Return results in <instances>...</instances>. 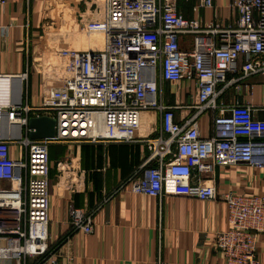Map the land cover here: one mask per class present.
Instances as JSON below:
<instances>
[{
  "label": "built area",
  "instance_id": "1",
  "mask_svg": "<svg viewBox=\"0 0 264 264\" xmlns=\"http://www.w3.org/2000/svg\"><path fill=\"white\" fill-rule=\"evenodd\" d=\"M226 7L230 22L218 17L216 0H103L102 20L83 26L87 37H100L83 51H59L64 69L53 73L57 86L40 104L28 101L27 73L0 74V259L57 263L49 233L50 148L113 142L149 151L120 189L160 201H222L229 229L217 233L215 247L225 264H261L264 197L219 195L202 183L217 167L264 169V120L249 105L224 102L231 90H252L248 81L264 78V0H228ZM167 84L172 95L194 85L191 102L167 106ZM178 110L193 115L180 124ZM143 111L161 114L159 136L139 135ZM209 111L217 113L214 132L203 138L195 121ZM42 116L56 120V135L33 140L29 120ZM69 219L72 233L93 234L87 210L71 204Z\"/></svg>",
  "mask_w": 264,
  "mask_h": 264
},
{
  "label": "crops",
  "instance_id": "2",
  "mask_svg": "<svg viewBox=\"0 0 264 264\" xmlns=\"http://www.w3.org/2000/svg\"><path fill=\"white\" fill-rule=\"evenodd\" d=\"M227 1L216 0L217 15L224 22L234 16ZM102 13L103 0H0V74L27 73L28 101L40 104L57 86L53 73L64 69L59 51L85 50L94 38L78 42L80 27L102 20ZM248 83L252 90H231L224 102L249 105L256 118L264 120V78ZM194 89L192 84L181 85L177 95L165 97V104L190 103L188 92ZM175 114L180 124L193 115L187 110ZM216 115L209 111L195 121L201 137L213 135ZM141 124L140 136H159L161 114L143 111ZM20 153L18 146L12 148L15 159ZM147 156L149 151L142 143L56 144L50 148L49 233L51 246H57L56 264H225L215 247L217 233L229 229L222 201L179 196L160 201L136 195L129 187L120 189ZM202 183L214 186L219 195L234 192L264 197V169L217 167ZM71 204L92 214L93 234L72 233ZM257 256L264 264V231L257 238ZM37 263L34 258L27 262ZM0 264L16 263L0 259Z\"/></svg>",
  "mask_w": 264,
  "mask_h": 264
},
{
  "label": "water",
  "instance_id": "3",
  "mask_svg": "<svg viewBox=\"0 0 264 264\" xmlns=\"http://www.w3.org/2000/svg\"><path fill=\"white\" fill-rule=\"evenodd\" d=\"M30 134L33 140L53 138L56 135V120L48 116L32 117L29 120Z\"/></svg>",
  "mask_w": 264,
  "mask_h": 264
},
{
  "label": "rangeland",
  "instance_id": "4",
  "mask_svg": "<svg viewBox=\"0 0 264 264\" xmlns=\"http://www.w3.org/2000/svg\"><path fill=\"white\" fill-rule=\"evenodd\" d=\"M182 6L184 7H187V4H185L184 2L181 3ZM100 35H96L95 37L93 36L92 38L96 39V38H99ZM90 37H87V35L85 34V31L83 30V27H80V30L78 32V35H77V39H78V42L83 39L84 41H86L87 43V40H90L92 39ZM74 50H77V51H83L84 49H74ZM191 89V88H190ZM165 95L167 98H170L172 97V90L166 85L165 86ZM147 112V111H146ZM149 112V111H148Z\"/></svg>",
  "mask_w": 264,
  "mask_h": 264
},
{
  "label": "trees",
  "instance_id": "5",
  "mask_svg": "<svg viewBox=\"0 0 264 264\" xmlns=\"http://www.w3.org/2000/svg\"><path fill=\"white\" fill-rule=\"evenodd\" d=\"M192 112V111H191ZM193 113V112H192ZM153 166L155 165V164H152Z\"/></svg>",
  "mask_w": 264,
  "mask_h": 264
}]
</instances>
